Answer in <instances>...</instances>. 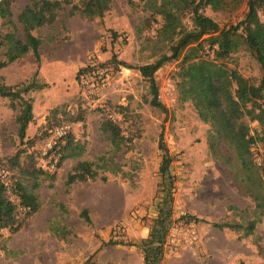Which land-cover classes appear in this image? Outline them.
<instances>
[{"label":"rangeland","instance_id":"obj_1","mask_svg":"<svg viewBox=\"0 0 264 264\" xmlns=\"http://www.w3.org/2000/svg\"><path fill=\"white\" fill-rule=\"evenodd\" d=\"M80 1L63 3L52 23L31 31L41 41L38 57L30 50L0 68L1 80L8 85L33 80L44 84L26 94L32 102L33 119L23 140L16 122L19 105L0 97V165L8 166L7 159L16 154L22 165L28 164L26 155L32 154L35 166L47 172L37 177L39 185L32 190L38 209L17 232L0 231V264H32L33 260L37 264H123L122 257L124 264H139L135 254L108 240L140 236L144 228L149 235L153 226L158 227L162 206L169 207L175 225L188 222L176 236H190L194 230L198 240L166 253L161 264H264V218L247 236L243 229L213 225L246 224L255 216V204L236 177L239 170L222 161V153H231L222 147L211 152L209 125L189 101L179 100L175 77L179 59L166 62L154 73L158 98L167 112L149 104L148 81L136 67L154 62L160 48L166 49L156 38L160 17L143 26L141 21L149 14L139 5L110 0L102 16L88 18L72 9ZM29 2L13 0L10 6L20 37L23 30L17 15ZM202 11L224 27L243 18L245 4L232 12L209 7ZM3 22L0 17V36L11 30ZM184 22L189 24V18ZM205 38L211 42L213 36ZM4 50L0 44V60ZM205 50L209 52L207 43ZM224 62L256 82L260 77L258 63L247 50H238ZM89 63L93 68L78 76V70ZM108 118L120 130L119 150H114L109 132L102 129ZM62 122L72 124L70 134L83 149L61 163L57 151L58 163L52 169L40 148L50 130ZM249 124L258 129L257 122ZM160 134L171 158L169 177H163L159 169L163 156ZM247 150L261 163L263 143L237 145V152ZM80 161L94 162L96 177L66 184L67 174ZM8 171L12 183L20 179L30 188L31 179L17 167ZM54 236L63 238L56 241ZM107 245L113 248L108 259ZM98 252L104 255L99 258Z\"/></svg>","mask_w":264,"mask_h":264},{"label":"trees","instance_id":"obj_2","mask_svg":"<svg viewBox=\"0 0 264 264\" xmlns=\"http://www.w3.org/2000/svg\"><path fill=\"white\" fill-rule=\"evenodd\" d=\"M12 1L0 0V17L4 20L3 23L11 28L0 36V44L5 47L0 68L22 57L30 50L35 57H38V46L41 41L31 31L52 23L58 9L63 3L68 2V0H30L17 15L23 30V37H20L12 20L10 8ZM128 1L133 5H139L141 10L149 14L142 19L141 25H149L151 19L160 17L161 23L157 29L156 38L166 49L162 50L163 46L160 48L159 57L154 62L136 67L148 81L151 94L149 104L162 112H167V108L158 98V86L154 73L166 62L179 59L178 69L175 72L179 100L189 101L199 118L209 125L207 141L211 152H219L222 147L231 153L229 155L222 153L220 157L223 163H229L239 170V175L236 174V177L255 204V216L246 224L215 222L213 225L219 229L224 227L243 229L245 236L251 234L256 222L264 218V154L261 163H258L254 160L251 150L237 152L236 149L240 142H247L250 146L257 142L264 144V19H262V16L264 18V0ZM242 3L245 4L243 18L224 27H220L214 19L202 11L203 8L209 7L214 11L232 12ZM109 5L110 0H81L80 5L72 9H78L81 15L93 18L102 16ZM185 17L189 18V24L184 22ZM141 25L137 26L139 32ZM208 35L213 36L211 42L205 38ZM206 43L209 52L205 50ZM240 49L247 50L257 61L260 71L257 82L243 76L235 68L228 67L224 62L225 58ZM111 60L119 63L116 58L112 57ZM92 68L93 66L89 63L80 68L77 74L79 76ZM43 86L44 84L35 80L8 85L0 77V97L8 98L19 105L16 122L21 140L24 139L26 128L33 119L32 102L26 94ZM250 122H257L258 129H252ZM102 129L109 132V139L114 150H119L121 137L118 126L108 118L102 123ZM159 142V148L163 150L159 169L163 177H169L171 158L162 144L161 134ZM82 149V146L69 134L65 138V144L62 146L60 144L57 150L60 154L59 163L68 157L80 155ZM26 158L28 164L25 165L20 163L19 154L7 159L8 166L3 164L8 169L17 167L20 174L31 179V185L28 188L20 179L15 178L10 187V192L18 197L19 204L26 208L24 212H21L17 210V202L9 198L6 185L0 180V231L8 229L12 233L17 232L26 218L38 209L39 203L32 190L39 185L37 177L47 172L35 166L32 154H27ZM0 163L2 164L1 158ZM94 165L95 163L90 161L77 162L72 171L67 174L66 184L95 178L97 170ZM168 193L166 198L169 200ZM21 213H23L22 216ZM82 215L88 221L85 209L82 210ZM158 224L160 226H153L148 237L141 243V248L145 252L150 250L159 252V247L154 244L160 241L165 221L160 218ZM108 243L124 242L108 240ZM124 244L131 245L129 242ZM89 258L90 256L87 260ZM144 260V264H159V258H155V255L150 263L147 256Z\"/></svg>","mask_w":264,"mask_h":264},{"label":"built area","instance_id":"obj_3","mask_svg":"<svg viewBox=\"0 0 264 264\" xmlns=\"http://www.w3.org/2000/svg\"><path fill=\"white\" fill-rule=\"evenodd\" d=\"M72 131V124L70 122H62L55 125L49 132L48 136L44 139V142L41 144V154L45 157H49L50 164L49 167L55 169L58 163V159L56 157L57 148L63 142V140L70 134ZM0 180L6 185L7 187V194L10 199L17 202V210L18 211H25L22 205L19 204V199L15 194L10 192V187L12 185V177L10 172L7 168L0 165ZM166 198V197H165ZM168 203V200H165ZM161 216L165 221V228L161 232L160 241L155 242L154 245L159 247V252L157 251H147L143 252V258L147 256V260L153 261V257L159 258V264H161L163 260V256L166 253H175L178 250V247L185 242L194 243L198 240V236H195L194 230H191L190 236H176L177 230L181 228L187 221H182L181 224L175 225L172 222L171 212L168 206L161 207ZM159 218V219H160ZM160 224H158V227ZM191 227V226H190ZM119 238L125 240L126 236H118ZM149 257V259H148Z\"/></svg>","mask_w":264,"mask_h":264},{"label":"crops","instance_id":"obj_4","mask_svg":"<svg viewBox=\"0 0 264 264\" xmlns=\"http://www.w3.org/2000/svg\"><path fill=\"white\" fill-rule=\"evenodd\" d=\"M56 241L58 238H63L62 236H54ZM114 237V236H113ZM148 237V230L144 228V230L141 232L140 236H126L125 240H122V242H129L131 245L124 244V243H117L115 246H120L123 249H127L128 251H131L133 254H135L139 259V264H144V258H143V252L141 251V242H143ZM104 238V236H103ZM115 238V237H114ZM113 248H110V246H106L105 248V257L108 259V256L111 257L110 253L112 252ZM104 252V251H103ZM103 252H98L97 256L100 258L103 254ZM104 255V254H103ZM110 259V258H109ZM123 264L125 263L124 258L122 257ZM32 264H37L35 260H33Z\"/></svg>","mask_w":264,"mask_h":264}]
</instances>
